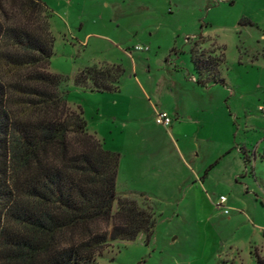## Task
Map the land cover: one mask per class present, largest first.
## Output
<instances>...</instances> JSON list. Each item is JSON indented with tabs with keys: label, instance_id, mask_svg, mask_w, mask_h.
<instances>
[{
	"label": "rangeland",
	"instance_id": "rangeland-1",
	"mask_svg": "<svg viewBox=\"0 0 264 264\" xmlns=\"http://www.w3.org/2000/svg\"><path fill=\"white\" fill-rule=\"evenodd\" d=\"M40 1L51 71L122 68L115 91L67 82L87 131L119 154L117 196L143 190L154 217L147 239L109 241L97 263L264 264V0Z\"/></svg>",
	"mask_w": 264,
	"mask_h": 264
},
{
	"label": "trees",
	"instance_id": "trees-1",
	"mask_svg": "<svg viewBox=\"0 0 264 264\" xmlns=\"http://www.w3.org/2000/svg\"><path fill=\"white\" fill-rule=\"evenodd\" d=\"M49 17L40 0H0V264H98L109 241L154 224L144 194L117 196L119 154L66 101L68 80L115 91L122 68L51 71Z\"/></svg>",
	"mask_w": 264,
	"mask_h": 264
},
{
	"label": "built area",
	"instance_id": "built-area-1",
	"mask_svg": "<svg viewBox=\"0 0 264 264\" xmlns=\"http://www.w3.org/2000/svg\"><path fill=\"white\" fill-rule=\"evenodd\" d=\"M133 49L137 51H145L148 50V47L145 45H135ZM154 121L159 125L167 127L171 122V118L168 116V114L165 111H156L154 114ZM225 201H226L225 196L219 195L215 203V206L217 208H223V204ZM222 211L225 213L227 210L224 208Z\"/></svg>",
	"mask_w": 264,
	"mask_h": 264
},
{
	"label": "crops",
	"instance_id": "crops-1",
	"mask_svg": "<svg viewBox=\"0 0 264 264\" xmlns=\"http://www.w3.org/2000/svg\"><path fill=\"white\" fill-rule=\"evenodd\" d=\"M160 111H164V110H160ZM170 125L172 126V121L169 123V125L167 127H170ZM164 127V126H163ZM140 192H144L143 190H140Z\"/></svg>",
	"mask_w": 264,
	"mask_h": 264
}]
</instances>
